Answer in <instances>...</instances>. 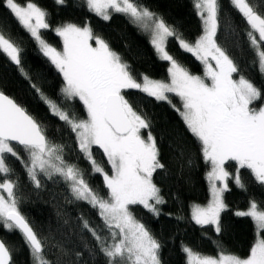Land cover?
I'll return each mask as SVG.
<instances>
[{
	"label": "snow or ice",
	"instance_id": "1",
	"mask_svg": "<svg viewBox=\"0 0 264 264\" xmlns=\"http://www.w3.org/2000/svg\"><path fill=\"white\" fill-rule=\"evenodd\" d=\"M64 5L66 0H56ZM88 10L107 21L114 13L126 15L132 23L150 33V43L161 60L169 62L168 79L158 80L135 74L131 65L89 23L83 26L63 23L52 28L49 13L35 0H3V6L18 20L39 44L43 54L63 77V102L45 95L35 83L33 89L48 106L50 113L62 121L73 134L75 144L89 163L90 174H100L106 193L101 194L86 179V172L64 157V145L49 138L47 128L14 98L0 90V223L9 231L18 230L29 247L32 264H67L46 257L47 241L34 231L21 213L15 189L17 182L9 179L13 169L6 163L8 155L19 160L37 188L41 175L61 177L70 185L75 200L85 201L97 210L102 227L83 221V227L94 237L91 258L104 257L105 264H163V243L136 216L142 207L154 217L163 214L167 203L154 180L158 171L166 172L162 162L160 140L153 134L154 124L146 112L130 101L137 91L167 102L180 115L186 131L199 147L210 170L207 180L211 199L205 206L191 208V220L203 227L214 226L220 234L226 229L221 214L228 210L225 193L229 180L247 191L240 170H249L255 181L264 187V89L244 75L234 78L240 68L217 42L220 29L219 0H195L194 7L203 21V34L189 42L163 18L141 5L138 0H84ZM246 19L247 36L254 50V66L264 75V0L258 10L251 0H231ZM52 28L62 39V49L49 44L41 30ZM170 38L191 53L203 66V75L193 74L167 50ZM22 49L0 30V53L9 58L27 77L21 66ZM179 98L180 107L171 97ZM78 101L86 114L79 116L72 103ZM258 102V104H257ZM15 145L22 146L20 156ZM177 159L192 163L187 140L179 137L169 145ZM102 151L110 166L106 170L97 161L93 149ZM234 162V171H229ZM183 168V165H182ZM167 215H172L168 213ZM237 217H248L254 224V242L246 256L229 253L222 245L216 256L206 255L181 243L185 264H264V207L254 199L247 210H237ZM182 220V216H177ZM106 229V231H105ZM54 246L64 256H73L72 264L82 253ZM14 249L0 240V264H15ZM80 264H84L81 260Z\"/></svg>",
	"mask_w": 264,
	"mask_h": 264
},
{
	"label": "trees",
	"instance_id": "2",
	"mask_svg": "<svg viewBox=\"0 0 264 264\" xmlns=\"http://www.w3.org/2000/svg\"><path fill=\"white\" fill-rule=\"evenodd\" d=\"M35 2L50 14L49 22L52 28L68 22L83 26L87 22L97 35L108 41L110 46L127 60L135 74H145L158 80L168 79L169 62L159 58L150 43V36L132 23L126 15L113 14L110 20L105 21L90 12L84 0H66L64 5L57 4L56 0ZM138 2L163 18L189 42H195L203 34V21L194 7L195 0H138ZM219 2L221 12L217 42L240 68V73L234 74V78L242 74L264 89V75L253 64L255 55L247 36L249 26L246 19L232 5L231 0ZM251 2L260 10L262 0ZM52 28L42 30L41 34L49 44L62 49V39ZM0 30L22 49L21 66L28 73L26 77L20 71V66L0 53V90L14 98L37 118L47 128L49 138L65 146V159L84 169L90 186L102 195L105 194L102 176L88 174L91 172L90 165L79 152L73 134L65 128L62 121L50 113L48 106L32 87L35 83L46 96L57 103H62L61 89L64 83L62 75L41 52L36 40L3 6V0H0ZM167 50L193 74L203 75V64L191 53L179 47L177 40L170 38ZM129 99L138 110L146 112L152 119L153 134L160 140L162 162L167 168L166 172L158 171L154 174V180L167 201L161 206L163 214L157 218L142 207L138 206L135 209L136 216L163 243L161 251L163 264H185V254L181 251L182 242L206 255L216 256L218 246L222 245L229 253L246 256L254 242V224L250 218L237 217L234 213L237 210H247L249 202L253 199L264 207V187L255 181L249 170L241 169V177L247 191L229 180L231 190L226 192L224 197L228 210L221 214V221L226 225V229L217 234L214 226L201 227L195 224L191 220L192 206L196 204L205 206L211 199L210 185L206 178L210 168L205 164L198 145L186 131L180 115L167 102H158L134 90L131 91ZM171 99L173 105L180 107L178 97L172 96ZM71 103L79 116H86L78 101ZM179 137H184L190 147L192 159L190 165L185 164L182 159H177L176 153L169 147L173 140ZM14 147L20 156H26L22 147L16 145ZM93 152L97 161L102 162L105 169L109 170L110 166L102 151L94 148ZM6 163L13 169L8 178L17 182L15 191L20 201L21 213L38 236L51 245L46 248V257L72 264L75 258L62 255L54 246L58 242L65 250L82 253L76 264H80L81 260L84 264H105L104 257L100 254L94 259L90 257L89 250L95 247L96 241L83 227L84 220L89 221L93 227H102V219L97 210L85 201L75 200L70 185L61 177L54 176L48 179L41 175L42 186L37 188L19 160L8 155ZM234 169L233 162L228 170L231 172ZM3 179V174H0V182ZM168 213L172 215H167ZM177 216H182L183 219L177 220ZM0 238L14 249L15 264H32L29 247L18 230L9 231L0 223Z\"/></svg>",
	"mask_w": 264,
	"mask_h": 264
},
{
	"label": "rangeland",
	"instance_id": "3",
	"mask_svg": "<svg viewBox=\"0 0 264 264\" xmlns=\"http://www.w3.org/2000/svg\"><path fill=\"white\" fill-rule=\"evenodd\" d=\"M114 14H117V13H114ZM120 14H122V13H120ZM138 26V25H137ZM139 27V26H138ZM142 29V28H141ZM143 30V29H142ZM42 31V30H41ZM144 31V30H143ZM144 32H146V31H144ZM149 36H150V33H148V32H146ZM37 42V41H36ZM37 44H38V42H37ZM38 47H39V44H38ZM39 49H40V47H39ZM41 50V49H40ZM42 52V51H41ZM43 53V52H42Z\"/></svg>",
	"mask_w": 264,
	"mask_h": 264
},
{
	"label": "water",
	"instance_id": "4",
	"mask_svg": "<svg viewBox=\"0 0 264 264\" xmlns=\"http://www.w3.org/2000/svg\"><path fill=\"white\" fill-rule=\"evenodd\" d=\"M15 145V144H14ZM16 146H18V145H16ZM19 147H22V146H19ZM0 240H2L1 238H0Z\"/></svg>",
	"mask_w": 264,
	"mask_h": 264
}]
</instances>
